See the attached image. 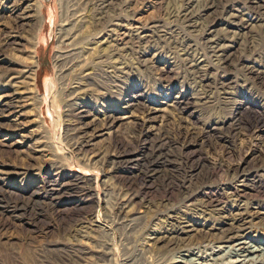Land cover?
Segmentation results:
<instances>
[{
	"label": "rangeland",
	"instance_id": "obj_1",
	"mask_svg": "<svg viewBox=\"0 0 264 264\" xmlns=\"http://www.w3.org/2000/svg\"><path fill=\"white\" fill-rule=\"evenodd\" d=\"M21 1L0 0L4 15L0 42L12 34L21 37L16 40L19 45L0 49V264H142L143 260L158 264L169 245L165 240L163 245L156 241L170 235L171 223L177 225L187 216L191 226H186L189 232L182 243L188 249L195 241L220 237L215 229L229 216L235 230L249 229L246 243H264V193L255 190L264 188V30L260 25L242 30L217 14L206 18L208 23L218 17L213 35L226 40V54L232 58L227 70L219 72L224 74L221 82L230 86L229 91L211 96L208 103L207 95L198 97L205 92L192 84L187 62L204 54L203 30L185 33L174 21L173 12L183 0H114L108 15L97 13L98 0H69L71 7L64 5V0H36L43 5L44 19L38 38L31 7L35 2ZM200 1L195 3L203 5L207 0ZM225 1L230 15L237 14L233 16L237 21L251 17L245 10L247 0ZM258 1L264 6V0ZM69 27L78 37L74 42L60 38ZM34 38L37 62L33 66L28 52ZM70 46L84 58L67 66L65 58L62 63L57 58L67 56L73 49ZM247 64L254 67L252 75L244 68ZM29 68L36 71L35 97L30 95L28 81L20 76ZM208 73L211 77L204 81L213 85L216 71L211 66ZM13 74L16 81L9 79ZM81 128L88 131L84 140L79 136ZM222 166L249 169L250 186L242 203L245 208L231 206L234 197L224 190L229 184L224 175L215 177V188L207 193V199L212 197L223 209L221 215L200 208L199 199L195 207L185 206L174 186L195 174L194 186L207 171ZM164 191L170 193L167 198ZM127 196H136L131 210L142 218L133 232L122 226L127 219L116 217L113 210ZM176 218L177 223L173 222ZM219 247L214 246L215 252L224 250L225 245ZM195 248L199 256L212 251Z\"/></svg>",
	"mask_w": 264,
	"mask_h": 264
},
{
	"label": "bare ground",
	"instance_id": "obj_2",
	"mask_svg": "<svg viewBox=\"0 0 264 264\" xmlns=\"http://www.w3.org/2000/svg\"><path fill=\"white\" fill-rule=\"evenodd\" d=\"M24 2H27V3H34L32 4V12L34 13V15H36V18H37V21H36V24L34 26L33 29H35L36 27L38 29H36V38H38V34L41 32V27H42V23H43V17H42V7L43 5L41 3H38L36 0H22ZM21 1V2H22ZM178 1V0H177ZM180 1V0H179ZM196 0H183V5L181 7H179L176 11H174L173 13L176 14V20L174 21H177V24L181 25L180 28L185 32V33H188V31H196L198 28L202 29L203 30V34H201V47L203 48V51H204V54H198L197 57L196 56H193L194 58H191L189 59L187 62H189V71H191L192 75V81H193V85L194 87L196 88H199V89H203L204 90V94L203 96H198V97H204V96H208L209 100L211 96H216L218 93H221V94H225L227 91H229V87L227 85H224L223 82V73L219 74V72L223 71L224 70H227L225 69V66H227L228 64L230 65L231 64V61H232V58H230L229 54L227 55L226 54V49L228 48L227 46H225V44L227 45L226 43V40H224L222 37H218V36H214L213 33H215V24H217L219 21L218 17L212 21H208V23H206V18L207 19H211L213 18V15H218V16H221L223 17L226 21H228L229 23H232V25H235V27H238L239 29H242V30H246L249 26L252 27L255 26V25H260V30L261 28L264 30V6L260 4V2L258 0H247L248 1V5L246 7V11H249L251 12V17H249L248 19L244 20V22H242L240 20L237 21L236 18H233V16L235 15H230V9L228 7V1H225V0H207L206 1V4H203L202 5V0L200 3H195ZM205 1V0H204ZM235 1V0H234ZM20 2V1H19ZM114 0H98V3L96 4L97 5V13L99 14H102V13H105L107 12L106 15H108V12L111 10V7L114 5ZM174 2V1H173ZM182 2V1H181ZM243 2V1H242ZM245 2V1H244ZM69 5L70 4V1L69 0H64V5ZM126 4V3H125ZM174 4V3H172ZM263 4V3H262ZM70 6V5H69ZM95 6V5H94ZM119 6V4H118ZM117 6V8H118ZM121 6V5H120ZM174 6V5H173ZM18 7V6H17ZM71 7V6H70ZM172 7V6H171ZM28 8V7H27ZM170 9V8H169ZM172 9V8H171ZM237 9V8H236ZM241 9V8H240ZM94 10V9H93ZM117 10V9H116ZM173 10V9H172ZM25 11V10H24ZM112 11V10H111ZM232 11V10H231ZM13 12V11H12ZM16 12V11H14ZM69 12V11H68ZM82 12V11H81ZM95 12V11H94ZM115 12V11H114ZM230 12V13H229ZM242 12H244V10H242ZM25 13H28V11H26ZM30 13V12H29ZM77 13V12H76ZM167 13V12H166ZM72 14V13H71ZM118 14V13H117ZM247 14V12H246ZM30 15V14H29ZM33 15V16H34ZM105 15V14H104ZM105 15V16H106ZM113 15V14H112ZM173 15V14H172ZM31 16V15H30ZM76 16V15H75ZM80 15H78L79 17ZM237 16V14L235 15ZM115 17V16H114ZM248 17V16H247ZM72 18V17H71ZM108 18V17H107ZM220 18V17H219ZM252 18V19H251ZM4 19V15H2V13H0V21ZM21 19V18H20ZM27 17L23 16V20H25V22L27 21ZM67 19V18H66ZM79 19V18H78ZM98 19V18H97ZM99 19H102V18H99ZM98 19V20H99ZM109 19V18H108ZM174 19V18H173ZM222 19V18H221ZM251 19V20H250ZM32 20V19H31ZM69 20V19H68ZM95 20V19H94ZM79 21V20H78ZM168 21V20H167ZM2 22V21H1ZM30 22V21H27V23ZM70 22V21H69ZM80 22V21H79ZM82 22V21H81ZM80 22V23H81ZM239 22V23H238ZM242 22V23H241ZM10 23V22H9ZM109 23V22H108ZM29 24V23H28ZM27 24V26H28ZM65 24V23H64ZM70 24V23H69ZM102 24V23H101ZM174 24V23H173ZM9 25V24H8ZM24 25V24H23ZM176 25V24H175ZM174 25V27H175ZM109 26V25H108ZM153 26V25H152ZM177 26V25H176ZM215 26V27H214ZM227 26V25H225ZM16 27V26H15ZM14 27V28H15ZM78 27V26H77ZM76 27V28H77ZM81 27H82V24H81ZM86 27V26H85ZM107 27V26H106ZM250 27V28H251ZM26 28V27H24ZM79 28V27H78ZM83 28V27H82ZM150 28V26H149ZM165 28V27H164ZM254 28V27H253ZM252 28V29H253ZM199 29V30H200ZM217 29V28H216ZM251 29V30H252ZM29 30V29H28ZM162 30V29H161ZM174 30V29H173ZM175 30H176V27H175ZM179 30V28H178ZM223 30V29H222ZM228 30V29H227ZM34 32V30H32ZM61 31V30H60ZM73 28H68L66 30H63L62 33H61V39L63 41H66V40H70L72 42H74V40H76V36H75V33H73ZM107 31V30H106ZM105 31V32H106ZM137 31V30H136ZM159 31V30H158ZM182 31V32H183ZM193 31V32H194ZM218 31V30H217ZM216 31V32H217ZM226 31V30H225ZM231 31V30H230ZM241 32V30H239ZM250 31V30H249ZM257 31V30H256ZM141 32V31H140ZM168 32V31H166ZM197 32V31H196ZM229 32V31H228ZM228 32H224V33H228ZM238 32V31H236ZM236 32H235V35H236ZM259 32V31H258ZM15 33V32H14ZM31 33V32H30ZM137 33V32H136ZM135 33V34H136ZM161 33V32H160ZM169 33V32H168ZM176 33V32H175ZM192 33V32H191ZM195 33V32H194ZM193 33V34H194ZM199 33V32H198ZM223 33V31H222ZM261 33V32H260ZM106 34V33H105ZM110 34V33H109ZM174 34V33H173ZM182 34V33H181ZM200 34V33H199ZM216 34V33H215ZM219 34V33H217ZM225 34V35H226ZM243 34V33H242ZM6 35V34H5ZM9 35V34H7ZM77 35V34H76ZM79 35V34H78ZM81 35V34H80ZM102 35V34H101ZM138 35V34H137ZM152 35V34H151ZM161 35V34H160ZM176 35V34H175ZM179 35V33L177 34ZM186 35V34H185ZM192 35V34H191ZM196 35V34H195ZM231 35V34H230ZM259 35V34H258ZM4 36V35H2ZM27 36V35H26ZM139 36V35H138ZM145 36V35H144ZM233 36V35H232ZM34 37V36H33ZM32 37V38H33ZM83 37V36H82ZM81 37V38H82ZM134 37V36H133ZM143 37V36H142ZM195 37V36H194ZM227 37V36H226ZM231 37V36H230ZM239 37V36H238ZM21 37L18 36L17 34L16 35H13L8 37L7 39H5L4 41H1L0 42V49L1 50H6V49H9L11 47H13L14 45H19L18 44V41L16 42L17 39H20ZM27 38V37H26ZM36 38L32 39V45L30 47V51L28 52L30 54V62L32 61V65L34 66V64H36V59H35V51H36V46H37V43H36ZM150 38V37H149ZM176 38V36H175ZM175 38L173 40H175ZM229 38V37H228ZM263 38H264V31H263ZM85 39V38H84ZM177 39V38H176ZM184 39V38H183ZM237 39V38H235ZM234 39V40H235ZM254 39V37H253ZM21 40V39H20ZM239 40V39H238ZM245 40V39H244ZM137 41V40H136ZM192 41V40H190ZM228 41V40H227ZM237 41V40H236ZM242 41V39H241ZM22 42V41H21ZM68 42V41H67ZM149 42V41H148ZM205 42V43H203ZM233 42V41H232ZM135 43V42H134ZM178 43V42H177ZM181 43V42H180ZM229 43V42H228ZM234 43V42H233ZM232 43V44H233ZM242 43V42H241ZM246 43V42H245ZM67 44V43H66ZM70 44V42H69ZM72 44V43H71ZM82 44V43H80ZM78 44V45H80ZM144 44V43H143ZM192 44V43H191ZM190 44V45H191ZM194 44H196L194 42ZM198 44V43H197ZM231 43H229L230 45ZM243 44V43H242ZM65 45V43H64ZM77 45V46H78ZM137 45V44H136ZM146 45V44H145ZM204 45V46H203ZM76 46V47H77ZM143 46V45H141ZM172 46V45H171ZM176 46V45H175ZM180 48H183V45L180 44L178 45ZM17 47V46H15ZM28 47V45H27ZM26 47V48H27ZM72 47V46H70ZM187 47V46H186ZM233 47V46H232ZM243 47V46H242ZM24 48H25V45H24ZM29 48V47H28ZM73 49L70 51V53H67V56L65 57H58L57 58V61L58 62H61L63 59L62 58H65V65H71L74 63L75 59H79L81 60L83 55V53H79L78 51L75 52L74 51V47H72ZM78 48V47H77ZM145 48V47H144ZM163 48V47H162ZM168 48V47H167ZM178 48V47H177ZM195 48V47H194ZM225 48V49H224ZM14 49V48H13ZM20 49V48H19ZM21 50V49H20ZM24 50V49H23ZM90 50V49H89ZM102 50V49H101ZM105 50V49H104ZM145 50V49H144ZM180 50V49H179ZM187 50V49H186ZM194 50V49H193ZM245 50V49H243ZM8 51V50H7ZM86 51V50H85ZM170 51V50H169ZM172 51V50H171ZM178 51V50H177ZM5 52V51H4ZM21 52V51H20ZM24 52V51H22ZM27 52V51H26ZM102 52V51H101ZM238 52V51H237ZM25 53V52H24ZM75 53H77V57L75 58ZM85 53V52H84ZM87 53V52H86ZM85 53V54H86ZM104 53V52H103ZM191 53V52H190ZM231 53V52H230ZM233 53V52H232ZM231 53V54H232ZM244 53V52H243ZM84 54V56H85ZM92 55V54H91ZM180 55V54H179ZM184 55V54H183ZM194 55V54H193ZM242 55V54H241ZM62 56V55H61ZM80 56V57H79ZM185 56V55H184ZM237 56V55H236ZM18 57V56H17ZM79 57V58H78ZM180 57V56H179ZM15 58V57H14ZM26 58V57H25ZM189 58V57H188ZM242 57H240L239 59L241 60ZM248 58V57H247ZM252 58V57H251ZM62 59V60H61ZM186 59V57L184 58V60ZM26 60V59H25ZM237 60V59H236ZM244 60V59H243ZM251 60V59H250ZM14 61V60H13ZM24 61V60H23ZM64 61V62H65ZM245 61V60H244ZM28 62V61H27ZM87 62V61H86ZM62 63V62H61ZM82 62H78V64ZM85 63V62H84ZM88 63V62H87ZM256 63V62H255ZM29 65V63H27ZM78 64L76 65V67L78 66ZM85 65V64H83ZM81 65V67L83 66ZM240 65V64H239ZM238 65V66H239ZM65 66V67H67ZM74 66V65H73ZM89 66V63L87 64V68ZM185 66V65H184ZM213 67V69H215L216 71V74H214V84L213 85H209L207 84L204 80L205 79H210L211 75L208 73V67ZM253 65L251 64H247L242 67H244L248 73L250 75H252V70L254 67H252ZM29 67V66H28ZM61 67V66H60ZM113 67V66H112ZM119 67V66H118ZM72 68V67H71ZM117 69V67H115ZM78 69H80L78 67ZM77 69V70H78ZM82 69V68H81ZM80 69V70H81ZM84 69V68H83ZM82 69V70H83ZM229 69V68H228ZM13 70V69H12ZM24 70V69H23ZM74 70V69H73ZM85 70V69H84ZM1 71V70H0ZM14 71V70H13ZM17 71V70H16ZM22 71V70H20ZM67 71V70H66ZM88 71V70H87ZM119 71V70H118ZM187 71V70H186ZM232 71V70H231ZM243 71V70H242ZM256 71V70H255ZM61 74L64 73V71L61 69L60 70ZM71 73H73L72 71H70ZM90 72V71H89ZM234 71H232L233 73ZM9 73V72H8ZM84 73V71H83ZM261 73V72H259ZM16 74V73H15ZM15 74L12 75L11 78H9L10 80H13V81H16L17 79L15 78ZM20 74V73H19ZM74 74V73H73ZM78 74V73H77ZM81 74V73H80ZM89 74V73H88ZM92 74V73H91ZM189 73H187L188 75ZM230 74V72H229ZM248 74V75H249ZM2 75V73H1ZM6 75V74H5ZM85 75V74H84ZM20 76H23L24 77V81H28L27 84L29 85V92H30V95H33L35 93H33L35 91V81H36V71L35 69L33 68H29V70H25L24 72H22V75L20 74ZM77 76V75H76ZM88 76V75H87ZM116 76V75H115ZM118 76V75H117ZM6 77V76H5ZM73 77V76H72ZM82 77V76H81ZM92 77V76H91ZM213 77V76H212ZM229 77V76H228ZM79 78V77H78ZM77 78V79H78ZM187 78V77H186ZM3 79V78H2ZM72 79V78H71ZM74 79L76 80V78L74 77L72 81H74ZM81 79V78H80ZM83 79V77H82ZM87 79V78H86ZM251 80V79H250ZM7 81V80H6ZM23 80H21V83ZM25 81V83H26ZM70 81V80H69ZM78 81V80H77ZM254 81V80H253ZM8 82V81H7ZM18 82V81H17ZM16 82V83H17ZM234 82V81H233ZM76 83V82H74ZM89 83V82H88ZM237 83V82H236ZM255 83V82H254ZM71 84V83H70ZM73 84V83H72ZM77 84V83H76ZM75 84V85H76ZM91 84V83H90ZM248 84V83H247ZM259 84V83H257ZM16 85V84H15ZM245 85V84H244ZM243 85V86H244ZM251 85H252V82H251ZM256 85V84H255ZM254 85V86H255ZM11 86V85H10ZM18 86V85H17ZM23 86V85H22ZM73 86V85H72ZM189 86V85H188ZM214 88H213V87ZM232 86V85H231ZM236 86V85H235ZM250 86V85H249ZM258 86V85H257ZM263 86V85H262ZM67 87V86H66ZM74 87V86H73ZM78 87V86H77ZM84 87V85H83ZM87 87V86H86ZM70 88V87H68ZM76 88V87H75ZM88 88V87H87ZM86 88V89H87ZM193 88V87H192ZM232 88V87H231ZM256 88V87H255ZM260 88V87H259ZM74 89V88H73ZM234 89V88H232ZM69 90V89H67ZM76 90V89H75ZM81 90V89H80ZM85 90V89H84ZM83 90V91H84ZM252 90V89H251ZM27 91V90H26ZM78 91V90H77ZM88 91V90H87ZM90 91V89H89ZM195 91V90H194ZM73 92V91H72ZM77 93V92H76ZM75 93V94H76ZM196 93V91H195ZM199 93V92H198ZM198 93L196 94V96L198 95ZM73 93H70L68 96H72ZM79 94V93H78ZM200 94V93H199ZM65 95V94H63ZM195 95V94H194ZM32 96V98H33ZM194 96V97H196ZM28 97V96H27ZM31 97V96H30ZM35 97V96H34ZM76 97V96H75ZM83 97V96H82ZM193 97V98H194ZM31 98V99H32ZM69 98V97H68ZM72 98V97H71ZM74 98V97H73ZM215 99V97H213ZM227 98V97H226ZM30 99V100H31ZM39 99V98H38ZM70 99V98H69ZM200 99V98H199ZM221 99V98H220ZM74 100V99H73ZM79 100V99H78ZM218 100V99H217ZM226 100V99H225ZM37 101V100H36ZM201 101V100H200ZM206 101V100H205ZM207 101V102H208ZM231 101V100H230ZM215 102V101H214ZM223 102V101H222ZM226 101H224L225 103ZM22 103V102H21ZM197 103V101H196ZM203 103V102H202ZM201 103V104H202ZM205 103V102H204ZM210 103V101L208 102ZM18 104V103H17ZM70 104V103H69ZM179 104V103H178ZM186 104V103H185ZM200 104V105H201ZM26 105V104H25ZM180 105V104H179ZM187 105V104H186ZM198 105H199V102H198ZM225 105V104H223ZM233 105V104H232ZM18 106V105H17ZM21 106H24V105H21ZM144 106V105H143ZM174 106V105H173ZM228 106V105H227ZM19 107V106H18ZM17 107V108H18ZM37 107V106H36ZM74 107V106H73ZM22 108V107H21ZM72 108V107H71ZM76 108V107H75ZM187 108V107H186ZM220 109H222V107H220ZM149 111V110H148ZM235 112V111H234ZM81 113H85L84 110L83 112ZM219 113V112H218ZM88 115V114H87ZM146 115V114H145ZM144 116V115H143ZM146 117V116H144ZM232 117V116H231ZM230 117V118H231ZM77 118V117H76ZM151 118V117H150ZM225 118V117H224ZM233 118V117H232ZM231 118V119H232ZM217 119V118H216ZM116 120V119H114ZM146 120V119H145ZM148 120V119H147ZM226 120V119H224ZM107 121V120H106ZM117 121V120H116ZM150 121V120H149ZM93 123V122H92ZM106 123V122H105ZM149 123V122H148ZM219 123V122H218ZM110 124V123H109ZM121 124V123H120ZM122 125V124H121ZM85 126V125H84ZM110 126V125H109ZM108 126V127H109ZM213 127V126H212ZM219 127V126H217ZM88 128V127H87ZM90 128V127H89ZM220 128V127H219ZM216 129V128H215ZM145 130V129H143ZM77 131V130H76ZM95 131V130H93ZM190 133V132H189ZM195 133V132H194ZM201 133V131H200ZM206 133V132H205ZM74 134V132H73ZM72 134V135H73ZM188 134V133H187ZM88 135V131L85 130V128H81V131H80V137L84 140L86 138V136ZM155 135V134H154ZM153 135V136H154ZM200 135V134H199ZM75 136V134H74ZM157 136V134H156ZM188 136V135H187ZM203 136V135H202ZM216 136V135H215ZM72 137V136H71ZM213 137V136H212ZM73 138V137H72ZM78 139V138H77ZM143 139V138H142ZM208 139V138H207ZM215 139V137H214ZM74 140V138H73ZM76 140V138H75ZM144 140V139H143ZM192 140V139H191ZM197 140V139H196ZM203 140V139H202ZM211 140V139H210ZM209 140V141H210ZM78 141V140H77ZM81 141V140H80ZM89 141V140H88ZM195 141V140H194ZM74 142V141H73ZM77 143V142H76ZM190 143V142H189ZM187 143V144H189ZM193 143V141H192ZM195 143V142H194ZM72 144V143H71ZM80 144V142H79ZM90 144V143H89ZM184 144V143H183ZM191 144V143H190ZM82 145V144H81ZM84 145V144H83ZM87 145V144H86ZM184 146V145H183ZM192 146V145H191ZM86 147V146H85ZM201 147V146H200ZM83 148V147H82ZM82 148L80 149V151H82ZM180 149V148H179ZM43 150V149H42ZM94 150V149H93ZM186 151V150H185ZM86 152H89V151H86ZM92 152V151H91ZM94 152V151H93ZM188 152V151H187ZM84 153V152H83ZM80 154V153H79ZM85 154V153H84ZM93 155V153H91ZM88 155V153H86V156ZM186 155V154H185ZM89 156V155H88ZM96 156V155H95ZM98 156V155H97ZM104 156V155H103ZM102 156V157H103ZM193 156V155H192ZM93 157V156H92ZM101 157V158H102ZM91 158V157H90ZM90 158L88 160H90ZM100 158V160H102ZM187 161V160H186ZM263 161V160H262ZM98 162V161H97ZM220 164V163H219ZM261 164V163H260ZM187 165V164H186ZM221 165V164H220ZM198 166V165H197ZM215 166V165H214ZM257 166V165H256ZM263 166V165H262ZM255 167V166H254ZM260 167V166H259ZM229 168V167H228ZM250 168V167H248ZM252 168V167H251ZM194 169V168H193ZM213 170V169H212ZM255 170V169H254ZM160 173V172H159ZM190 173V171H189ZM155 174V173H154ZM256 174V173H255ZM153 175V174H152ZM195 175V174H194ZM192 175L189 179L188 178H185L184 181L180 184H178L177 186H174V190H176L179 195L181 197L184 198L183 200V204L185 206H187L189 208V206L192 207H195L197 203V200L199 199L201 202L199 203V206L200 208H204V209H213L214 211L213 212H217L218 214H222V211L223 209L217 204L214 202L213 199L209 198L207 199V195L209 194L208 192L215 188L214 185L215 184V177H218V176H221V175H224L225 177H227L228 181H229V184H227V189H224L225 191H228V192H231V196L234 197V199H231L230 203H231V206L235 207L236 208H245L244 205H242V203L245 201V196L247 193H245L246 191V187L250 186V171L249 169L247 168H240V167H233L232 169H226V167L224 168L223 166L222 167H216L214 168V170L212 172H208L203 176L202 180L197 182V184H195L193 186V176ZM259 175V174H258ZM148 176V175H147ZM198 176V175H197ZM160 177V176H159ZM186 177V176H184ZM262 177V176H261ZM152 178V177H151ZM157 178V177H156ZM182 178V177H181ZM199 178V177H198ZM197 178V180H198ZM179 179V178H178ZM200 179V178H199ZM177 181V180H176ZM180 181V180H179ZM181 182V181H180ZM196 182V181H195ZM217 183V182H216ZM169 185V184H168ZM221 185V184H220ZM219 185V186H220ZM173 186V185H172ZM214 186V187H213ZM218 186V185H217ZM169 187V186H168ZM261 187V186H260ZM221 188V187H220ZM169 189V188H168ZM217 190H219V187L217 188ZM252 190V189H251ZM257 192L256 193H259V195L261 193H264V188H259L257 187L255 189ZM171 191V190H170ZM253 191V190H252ZM165 192V191H164ZM172 192V191H171ZM222 192V191H221ZM147 193V192H146ZM166 195L165 197L167 198L170 193L169 191L165 192ZM208 193V194H207ZM185 194V196H184ZM249 194V193H248ZM127 195V194H126ZM131 195V194H130ZM125 196V195H124ZM129 196V195H128ZM126 197L125 199L119 201L118 205L115 207L114 210V215L116 217H120V216H124V218L127 219V222L128 223H124L122 226L128 230L129 232H133L134 230L138 229V226L140 225L139 221L142 219L140 215L136 214L135 213V210H131L132 208V204L133 201H134V197L136 196H133L131 198L129 197ZM122 198V197H121ZM248 198V197H247ZM247 198H246V201H247ZM170 200V199H169ZM139 201V200H138ZM163 201V200H162ZM138 204V202L136 203ZM115 205V204H114ZM135 205V204H134ZM164 205V204H163ZM134 208L136 209V207L134 206ZM191 210V209H190ZM195 210V209H194ZM245 210V209H244ZM193 211V210H192ZM112 212V211H111ZM140 213V212H139ZM186 213V212H185ZM214 213V214H215ZM216 213V214H217ZM112 214V213H111ZM179 214V213H178ZM189 215V213H187ZM229 214V213H228ZM246 214H249L246 212ZM142 215V214H141ZM241 215V214H239ZM183 216V215H182ZM224 216V215H222ZM221 216V217H222ZM226 216V214H225ZM172 217V216H170ZM242 217V216H240ZM169 218V217H168ZM227 218V219H226ZM239 218V217H237ZM172 219V218H171ZM175 218H173L174 220ZM182 219V218H181ZM211 219V218H210ZM214 217H213V221H214ZM217 219V218H216ZM223 220L226 219V221H223V226H226V227H230L231 229H226L224 230V228H222L220 225L219 227H217L215 230V232H219L221 234L220 237L218 236H214L215 238H210L211 240L210 241H206V242H196L195 241V244H192V248L188 249V246H184V244L182 242H185L186 238L184 236H186V233L188 234L189 231H187V229L185 230L186 226L188 228V216L187 217H183L182 219V222H178L177 221V218L175 221V223L178 222V224H170L171 225V230H170V235L165 237V238H161L159 237V240L156 241V243L158 242L159 244L163 245L162 242L165 240L166 242H168V248H165L167 250H164L165 253L163 254L162 253V258L160 260V262H158V264H168V262H173L174 264H209L208 261H211L213 263L215 262H218L219 261L221 262L220 264H264V243H260L259 241H256L254 240V242L252 241V243H246L245 240L246 238L249 237V229L246 228V227H242L243 228H237L235 230V228L233 227V223L231 222V217H223L222 218ZM121 220V218H120ZM180 220V219H179ZM218 220H219V217H218ZM235 220V219H234ZM177 221V222H176ZM241 221V219H240ZM221 222V221H220ZM236 222V221H235ZM250 222V220H249ZM123 223V222H122ZM142 223V222H141ZM214 223V222H213ZM237 225V224H236ZM240 225V224H239ZM176 226V227H175ZM191 226V225H190ZM193 226V225H192ZM248 226V225H247ZM214 227V226H213ZM192 228V227H191ZM194 228V227H193ZM192 228V229H193ZM210 228V227H209ZM124 229V230H125ZM190 230V229H189ZM195 230V229H193ZM212 230V228L210 229ZM137 231V230H136ZM160 232V231H159ZM214 232V231H213ZM87 234V233H86ZM212 234V233H211ZM218 234V233H216ZM214 235V233H213ZM211 235V236H213ZM164 237V236H163ZM207 237V236H206ZM192 238V237H191ZM207 239V238H206ZM189 240V239H188ZM154 241V240H153ZM87 242V241H86ZM147 242V241H146ZM155 242V241H154ZM89 243V242H88ZM145 243V242H144ZM153 243V242H151ZM83 244V243H82ZM81 244V245H82ZM186 244V243H185ZM190 244V243H189ZM220 245L223 246L225 245L224 247V250L222 251H219V252H215V250L213 249L214 246L216 245ZM233 244V245H232ZM88 245V244H87ZM204 245V246H203ZM227 245V247H226ZM228 245H232L230 247H228ZM145 246V244H144ZM149 248L151 247V244L147 245ZM167 246V244H166ZM99 247V246H98ZM103 247V246H102ZM195 247H198V248H201V250H210L212 249V251H210L209 253H206L205 251L203 252L202 255H196L195 254ZM219 247V248H220ZM164 248V247H162ZM106 249L109 250V247H107ZM144 249V248H143ZM223 249V248H222ZM79 250V249H78ZM97 250V249H96ZM95 250V251H96ZM102 250V249H100ZM100 250L99 252L97 253H100ZM107 250V251H108ZM106 251V252H107ZM144 251V250H143ZM147 251V250H146ZM150 251V250H149ZM84 252V251H83ZM88 252V250H87ZM105 252V254H106ZM102 253V251H101ZM104 253V252H103ZM112 253V252H110ZM75 254V253H73ZM72 254V255H73ZM77 254V252H76ZM74 255L77 256V255ZM81 254V253H80ZM198 254V253H197ZM108 255V253L106 254V256ZM112 255V254H111ZM110 255V256H111ZM79 256V254H78ZM106 256H102L103 257H106ZM84 257V256H83ZM100 257V256H99ZM70 258V257H69ZM81 258V257H80ZM159 258V259H160ZM63 259V258H62ZM65 259V257H64ZM85 259V258H84ZM87 259V257H86ZM93 259V258H92ZM95 259V258H94ZM104 259V258H103ZM152 259V257L150 258ZM166 259V260H165ZM75 260V258H74ZM96 260V259H95ZM101 260V259H99ZM153 260V259H152ZM150 260V261H152ZM165 260V261H163ZM64 262V260H62ZM61 261V262H62ZM66 261V260H65ZM70 261V260H69ZM77 261V260H76ZM142 261V260H141ZM68 262V261H67ZM113 262V261H112ZM60 263V262H59ZM74 263V262H73ZM78 263V261H77ZM91 263V262H90ZM108 263H111V259H110V262ZM130 262L126 261V263L124 264H129ZM151 263V262H150ZM69 264V263H68ZM94 264V263H93ZM101 264V263H100ZM116 264V263H115ZM140 264V263H139ZM142 264H146V261L143 260V263ZM152 264H156V263H152ZM217 264V263H216Z\"/></svg>",
	"mask_w": 264,
	"mask_h": 264
}]
</instances>
